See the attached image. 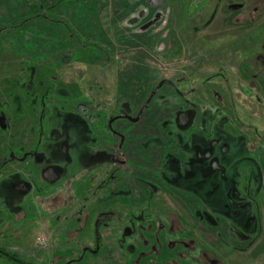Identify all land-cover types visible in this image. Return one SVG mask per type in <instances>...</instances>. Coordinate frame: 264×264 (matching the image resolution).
Wrapping results in <instances>:
<instances>
[{"label": "rangeland", "instance_id": "374dc122", "mask_svg": "<svg viewBox=\"0 0 264 264\" xmlns=\"http://www.w3.org/2000/svg\"><path fill=\"white\" fill-rule=\"evenodd\" d=\"M36 1L0 0V264H264V0L92 1L64 66L1 32Z\"/></svg>", "mask_w": 264, "mask_h": 264}, {"label": "trees", "instance_id": "16d2710c", "mask_svg": "<svg viewBox=\"0 0 264 264\" xmlns=\"http://www.w3.org/2000/svg\"><path fill=\"white\" fill-rule=\"evenodd\" d=\"M92 1L96 2V4L99 2L97 0H38L36 1L38 5L36 6L37 12L35 14H26L25 18L14 17V19L10 21L11 25L5 26L1 32L7 31L11 33L14 31L17 34L15 35V37L17 36L15 41L17 45H15V48L20 56H25L28 48L27 42L24 39L23 42L19 40L20 36L18 32L19 34H23V32L29 34L30 37L33 36V39L36 40L37 38L39 39V37L34 34L33 29H36V34H38L40 30V32L44 30L46 33V40H48L52 38V36L49 35L50 33L47 34V32H52L51 27L53 26L55 29V32H53L55 38L57 41L61 42L62 45L58 46L56 49L44 46V50H46V48H51L49 52L55 53V58L58 59H55L54 62H47V64L50 66H64L71 61L73 54L70 56L69 53L74 47H76L74 54L75 58L85 56L86 51L90 47H96L90 42L88 43V39L91 35L87 34L89 32L96 34L100 28V20L96 9L98 5H92ZM79 3H81V5H79ZM77 4L79 6H77ZM138 4H143V0L131 6L135 7L136 5L138 6ZM92 12H94V14ZM148 13L149 11L147 9H142L138 12L139 16L130 18L127 22L129 28H138L142 20L147 22ZM89 40L92 41V38ZM82 43H86V45L82 46ZM91 54L95 56L99 54V52ZM98 223L99 226L102 224L100 221Z\"/></svg>", "mask_w": 264, "mask_h": 264}, {"label": "flooded vegetation", "instance_id": "af4514ba", "mask_svg": "<svg viewBox=\"0 0 264 264\" xmlns=\"http://www.w3.org/2000/svg\"><path fill=\"white\" fill-rule=\"evenodd\" d=\"M168 85V84H167ZM164 86H166V85H164ZM116 119H112V122L110 123V125L108 124V128H109V131H111L110 129H112V127H113V124L114 123H116V122H118V121H123V120H127L126 118H125V115H123V114H121V115H119V116H117V117H115ZM217 142H215L214 141V143L213 144H211L212 145V147L211 146H209L207 143L205 144V148H206V150H207V147L209 146L210 148H213L212 150H214L216 147H217V145L218 144H216ZM201 147V146H200ZM204 147H202V150L203 149H205ZM223 150L225 151L226 149H225V147L223 148ZM218 153V152H217ZM210 156V153L209 152H205V154L203 153V154H201V155H199V158L203 161V163L205 164V166H207L212 172H214V173H219L220 174V172L217 170L218 169V166L215 164V163H213L212 164V162H211V158L209 157ZM124 158V157H123ZM123 158H121L122 160H126L125 158L123 159ZM122 162V161H121ZM216 168V169H215ZM54 171L58 174V170L55 168L54 169ZM44 177H45V174H44ZM46 178V177H45ZM239 207H242V206H239Z\"/></svg>", "mask_w": 264, "mask_h": 264}, {"label": "water", "instance_id": "95a60500", "mask_svg": "<svg viewBox=\"0 0 264 264\" xmlns=\"http://www.w3.org/2000/svg\"><path fill=\"white\" fill-rule=\"evenodd\" d=\"M134 1H137V0H134ZM167 84L172 85L168 81H163V82H161L159 84V86L153 91V93H152L147 105H149L150 101L158 93L160 88L163 87L164 85H167ZM126 118H127V120L132 121V122H136L137 121L136 119H132L131 117H126ZM44 174H45L46 179L49 180V181H55L58 178L57 173L54 171V168H52V167L45 169Z\"/></svg>", "mask_w": 264, "mask_h": 264}, {"label": "crops", "instance_id": "0c3cea01", "mask_svg": "<svg viewBox=\"0 0 264 264\" xmlns=\"http://www.w3.org/2000/svg\"><path fill=\"white\" fill-rule=\"evenodd\" d=\"M53 168V167H52ZM55 169V168H54ZM45 171V170H44ZM58 175V174H57ZM58 177H59V175H58Z\"/></svg>", "mask_w": 264, "mask_h": 264}]
</instances>
